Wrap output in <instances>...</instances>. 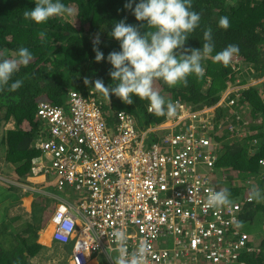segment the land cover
Segmentation results:
<instances>
[{"label": "trees", "instance_id": "obj_1", "mask_svg": "<svg viewBox=\"0 0 264 264\" xmlns=\"http://www.w3.org/2000/svg\"><path fill=\"white\" fill-rule=\"evenodd\" d=\"M63 2L75 9L73 16L67 19L52 17L38 24L23 16L25 10L35 7V0H0V56L15 58L20 47H27L33 53L31 62L21 66L12 77V81L21 79L22 86L15 91H0V145L8 147L11 161L23 159L15 163L19 175L29 172L32 158L40 154V150L33 145L41 134V121L36 114L39 102L62 103L69 91L88 95L96 90L93 87L97 79L103 80L106 87L115 86L110 76L113 66L107 56L121 49L119 41L109 33L114 23L124 18L127 23L138 26L146 23L138 21L133 12L125 7L126 0ZM191 7L201 14V22L190 34L185 46L202 47L203 32L211 27L215 45L212 55L229 44H236L240 49L235 55L238 59H233L225 67L209 57L202 61L205 68L203 78L190 75L187 86L178 84L173 87L162 80H155L153 87L166 100L187 102L194 109L215 105L225 93L226 100L209 113L214 128L220 130L215 137L228 138L223 144L224 150L219 155L217 166L224 179H246L252 174L258 178L255 173L264 170V165L259 163L260 158L264 159V0H192ZM225 15L230 19L227 30L218 26L219 18ZM97 38V46L105 56L102 61L95 60L94 41ZM245 63L248 66L246 70ZM253 77L263 78L258 85L246 86V82ZM109 101L114 111L135 113L138 127L167 118L149 113V101L140 100L138 96L133 97L132 104H127L110 92ZM12 119L15 127L5 130V124ZM229 126L235 128L230 130ZM174 129L175 133L178 132V125ZM235 129H243L245 133L232 140ZM249 130L253 132L249 133ZM159 132L164 135L172 131ZM251 147L255 148L253 152H250ZM238 185L229 187L230 196L248 194L244 190L249 187ZM259 186L264 190V178L259 180ZM9 193L8 200L13 195V192ZM15 196L14 203L20 198L18 194ZM8 200L0 201V209ZM56 202L51 199L52 206ZM48 206V196L35 194L30 220H22L21 214L7 217L10 206L0 212V264H45L49 260L54 264L65 263V260L54 258V253L49 254V247L36 239L38 231L48 221ZM261 213H264V202L247 203L239 214V227L246 230V225H253L255 230H259L264 225L263 220L259 226ZM16 220L21 222L13 230L11 223ZM261 229L264 230L263 227ZM251 246L254 249H243L237 261L220 264H264V237L260 242L253 240Z\"/></svg>", "mask_w": 264, "mask_h": 264}, {"label": "built area", "instance_id": "obj_2", "mask_svg": "<svg viewBox=\"0 0 264 264\" xmlns=\"http://www.w3.org/2000/svg\"><path fill=\"white\" fill-rule=\"evenodd\" d=\"M70 94L69 110L39 104L46 136L36 141L42 154L31 167L34 175H53L58 189L69 186L79 194L77 202L59 205L52 214V238L73 242L70 264H89L100 252L115 264L112 233L121 227L129 255L141 239L147 242L146 264H199V257L206 264L235 262L243 249H254L250 233L233 223L256 201L252 193L230 206L204 207L208 190H219L216 164L223 149L206 111L187 112L179 104L174 118L142 132L132 115L120 112L108 125L96 102ZM184 117L191 121L183 129ZM167 128L172 132L160 135ZM151 131L159 140L147 147Z\"/></svg>", "mask_w": 264, "mask_h": 264}, {"label": "clouds", "instance_id": "obj_3", "mask_svg": "<svg viewBox=\"0 0 264 264\" xmlns=\"http://www.w3.org/2000/svg\"><path fill=\"white\" fill-rule=\"evenodd\" d=\"M191 4L192 0H138V2L137 0H126L125 7L133 12L138 21L146 23H142L138 26L136 24L127 23L126 18H124L115 22L109 33L111 37L119 41L121 49L120 51H112L107 56V60L113 66V69L110 71V76L112 77L115 86L110 88L109 86L106 87L103 80L97 79L94 87L92 86L96 90H92L90 94L85 95L78 91L80 96L88 102L94 101L98 104L108 125H112L115 122L120 112L132 115L136 124L138 123L135 113L125 110L114 111L111 108L109 101L110 92L127 104H132L134 102V96H138L140 100L147 99L149 101L147 106V111L149 113H152L155 116H167V118L176 115L179 104H183L184 110L187 112L206 111L209 114L210 112L215 111L217 105L226 100L227 96L223 93L222 97L215 105H204L200 109H194L193 105L187 102L175 101L173 103L170 100H166V98L153 87L155 80H162L169 87L178 84L187 86L188 77L190 75H195L197 78H203L205 76V68L202 65L203 60L211 57L214 62L222 63L223 66L228 67L231 64L233 57L240 51L238 45L229 44L221 51L216 52L215 55H212L215 45L212 36L213 29L211 27L206 28L203 32L202 47L187 48L185 46L187 39L191 33L195 32L201 22V14L192 10ZM133 5L135 6L133 7ZM74 12L75 9L66 5L63 0H35V7L30 10H25L23 16L26 20H31L39 24L46 22L52 17H63L67 19L73 16ZM218 26L227 30L230 27L229 17L226 15L221 16L218 20ZM142 29L146 30L142 31ZM98 43L99 39L97 38V40L94 41V50L96 51L95 60L102 61L105 59V56L104 53L99 50L97 46ZM32 57L33 53L27 47H20L17 50L15 58L0 56V91H4L5 89L15 91L22 86L23 81L21 79L12 81V77L19 71L21 66H27L31 62ZM70 92L71 91H69L65 101L68 105V110L71 106ZM41 102H39V104ZM39 104L37 108L39 107ZM167 118L161 122L147 124V129L149 130L151 127L166 123L168 121ZM190 121L191 119L189 117H184L182 123L180 122V124L183 125V129L187 127V123ZM166 130H170V128L160 131L165 132ZM150 134L154 136L155 133L151 131ZM39 136L45 137L46 132H44V134L41 132ZM38 139L39 137L34 141L33 145L35 148H37L36 141H38ZM41 154L42 152L40 151L39 155L32 158L31 167L33 160ZM261 159L262 158L259 159V163ZM31 167L29 172L23 175H19L16 169L15 173L20 177L24 175L26 176L30 173L33 174ZM219 173H221L220 168ZM262 173H264V170ZM262 173L258 172L255 174L261 179ZM252 175L255 176L254 174ZM44 177L46 180L48 176ZM220 178L219 174V177L216 180L219 190H208L207 199L204 204L205 208L217 209L230 206L232 201L238 200L244 196H230V186L225 180H221V185L225 186V188L219 187ZM51 182L54 184V188L60 192H63L65 188L73 189V187L69 186L62 190L58 189L55 177ZM44 183L47 187V182L44 181ZM42 194L49 197L48 208L52 211L50 218L52 222V214H54L57 207L62 204L66 205V202H69V200L66 198L59 199L57 203L52 206L51 199L55 200V196L46 191ZM77 197H79V194ZM251 198L256 200L252 203L264 201V190H261L258 187L255 188ZM233 223L237 227L240 226V222L235 221V219H233ZM248 232L250 233L251 238L255 240L253 232ZM112 237L114 244L112 251L118 253V255L114 256L115 264H146V259L150 254V248L145 240L141 239L136 245L135 250L129 255L127 249L128 235L126 229L123 227L115 229L112 233ZM53 242L57 243L59 251L51 248L49 254L54 253V258L65 260V263L63 264H70L69 254L71 253L72 247L70 250L69 248L67 250L62 247L65 245L60 244L54 239ZM97 255L98 254H95V256ZM49 262L50 264H53L52 261L49 260ZM55 264L59 263L55 262Z\"/></svg>", "mask_w": 264, "mask_h": 264}, {"label": "crops", "instance_id": "obj_4", "mask_svg": "<svg viewBox=\"0 0 264 264\" xmlns=\"http://www.w3.org/2000/svg\"><path fill=\"white\" fill-rule=\"evenodd\" d=\"M64 102V101H63ZM62 102V103H63ZM59 103V105L63 106L66 110H68V105L65 102V104L63 103ZM174 118V116H173ZM149 124V123H147ZM15 127V122L14 120H10L9 122L6 123V125L4 126V129H13ZM139 131H147V125L146 127H138ZM0 143H1V136H2V129H0ZM149 133V132H148ZM157 139L154 136H151V134H147V138L145 139V146L149 147L151 146L153 143H155ZM8 147L4 146V145H0V173L3 175L2 177H0V201H4V200H8V194H6L5 190H8L9 192H13V195H11V198L6 202L3 203L1 202V204L3 203L4 205L1 207L0 212H2L3 210L7 209L8 206H10V208L7 210L6 213H8L7 217L10 215V211L17 207L18 204H20V206H22V208H18L16 211L17 213L21 212V216L23 217L22 220H26V219H31L32 217V209H33V201L35 200V194H42L44 193V191L51 193L53 196H55V200L58 201L59 199H68L69 202L75 203L77 202L78 198L77 197V193H74V196L69 194L66 195V197L63 195L62 192H60L59 190H57L56 188H54V190H49L46 186L44 181H46L48 183V181L50 180V177L54 178L53 175H48L47 179L45 180V177L43 175H33V174H28V175H24L22 177H20L19 175H17L15 173V169L17 168L16 164L19 161H22L23 159H20L17 162H13L11 161V159L8 157ZM17 170V169H16ZM34 184V185H32ZM19 195V199L17 200L16 203H14L16 201V196L15 195ZM19 206V207H20ZM19 209L21 211H19ZM51 210L50 208H48V213L46 214V217L48 218V221L42 226V228L38 231V235L36 236L37 241H40L41 243H43L45 246L49 247V250L52 249H56L58 250V246L57 243L53 242L52 239V233L54 230V225L51 222L50 218H51ZM16 224L17 222L14 221ZM21 221H19L20 224ZM52 229V231L50 232V229ZM49 233V234H48ZM62 246V245H61ZM70 246V247H69ZM65 245L62 246L64 248H71V245ZM61 252V251H60ZM65 253H67L66 251H64ZM105 259V260H104ZM89 264H108L104 254L102 252L98 253L97 256H95V258L93 260L90 261Z\"/></svg>", "mask_w": 264, "mask_h": 264}, {"label": "rangeland", "instance_id": "obj_5", "mask_svg": "<svg viewBox=\"0 0 264 264\" xmlns=\"http://www.w3.org/2000/svg\"><path fill=\"white\" fill-rule=\"evenodd\" d=\"M233 59H235V61H237V58H236V56H234L233 57ZM244 65V70H246V69H248V66L246 65V63L245 64H243ZM236 69L238 70V67L236 66ZM239 76V75H238ZM263 78V77H262ZM262 78L261 79H256V78H251L249 81H247L246 82V86H251V85H258V84H260L259 82H261V80H262ZM65 101H66V99L64 100V104H65ZM235 128V127H234ZM241 129V128H240ZM249 133H252L253 132V130H249L248 131ZM245 133V131L242 129V130H238L237 131V129H235V132L233 133L234 134V137L232 138V140H235L237 137L238 138H240L243 134ZM232 134V135H233ZM237 136V137H236ZM216 139H217V137H215ZM218 141H220L222 144H224V142H226V140H228V138L225 140H223L221 137L220 138H218L217 139ZM237 140V139H236ZM231 141V140H230ZM255 142V141H254ZM254 149L255 148H253V147H251L250 148V152H253L254 151ZM223 150L224 149H221V151H220V153L222 154V152H223ZM3 175L0 173V177H2ZM220 180H219V187L220 188H225V186H223V185H221V180H225V182L226 183H228V185L229 186H234V187H236V186H239L238 184H240V185H242V187L244 188V187H249L248 189H245L244 190V192H246V193H252V190H254L255 188H259L260 186H259V180H257L253 175H251V176H249V177H246V179H242V178H238V180L236 179H234V178H232L231 180H228V179H224L223 177H222V172H221V174H220ZM253 179H256L257 181H253ZM53 180V178L52 177H50V180L48 181V183H47V188L50 190H54V186L51 184L52 181ZM236 182V183H235ZM73 189H70V188H65L64 190H63V195L66 197V195H69V194H71V195H73L74 196V193H73ZM5 192H6V194H8V195H10V193H9V191L8 190H5ZM262 202H264V201H262ZM57 203V202H56ZM258 203H260V202H257L256 204H258ZM20 206V204H18L17 205V207H15V208H13L11 211H10V215L9 216H14V215H18V214H21V212L20 213H17V209L18 208H22L21 206ZM19 211H21L20 209H19ZM48 213V212H47ZM262 214V216H261V222L259 223V226L263 223V220H264V213H261ZM16 222H17V224L15 223V222H13V223H11V228L13 229V230H15L16 228H17V225L19 224V220H16ZM257 226H258V223L256 224ZM263 227V229H264V225L262 226ZM261 227V228H262ZM259 229V230H255V228L253 227V225L252 226H248V225H246L245 227H244V229H246L247 231H251V232H253V235H254V239L257 241V242H260L261 240H262V238L264 237V230L262 231V229ZM256 231H259V232H256ZM262 233H261V232ZM73 245V242H71V243H69L68 244V246L69 245ZM58 246V245H57ZM70 247V246H69ZM58 248V247H57ZM67 250H68V248H67ZM69 250H70V248H69ZM116 255H118V253H116V252H114L113 253V257L114 256H116ZM199 264H206V262L201 258V257H199V262H198ZM38 264H41V263H38ZM45 264H50V262L48 261L47 263H45ZM54 264V263H53ZM63 264V263H62Z\"/></svg>", "mask_w": 264, "mask_h": 264}]
</instances>
